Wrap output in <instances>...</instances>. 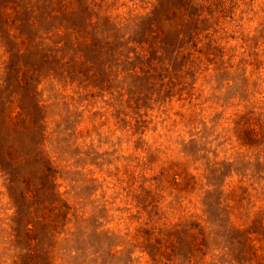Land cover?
<instances>
[{"label":"rangeland","instance_id":"rangeland-1","mask_svg":"<svg viewBox=\"0 0 264 264\" xmlns=\"http://www.w3.org/2000/svg\"><path fill=\"white\" fill-rule=\"evenodd\" d=\"M0 264H264V0H0Z\"/></svg>","mask_w":264,"mask_h":264}]
</instances>
